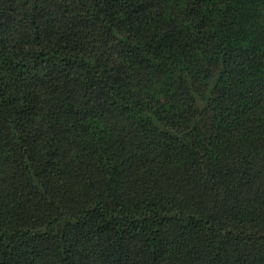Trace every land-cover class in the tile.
<instances>
[{
  "label": "trees",
  "instance_id": "obj_1",
  "mask_svg": "<svg viewBox=\"0 0 264 264\" xmlns=\"http://www.w3.org/2000/svg\"><path fill=\"white\" fill-rule=\"evenodd\" d=\"M0 264H264V0H0Z\"/></svg>",
  "mask_w": 264,
  "mask_h": 264
}]
</instances>
